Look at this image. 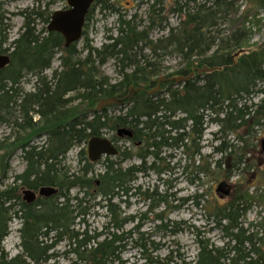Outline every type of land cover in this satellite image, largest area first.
Segmentation results:
<instances>
[{
	"label": "trees",
	"instance_id": "1",
	"mask_svg": "<svg viewBox=\"0 0 264 264\" xmlns=\"http://www.w3.org/2000/svg\"><path fill=\"white\" fill-rule=\"evenodd\" d=\"M35 1L38 6L47 1L48 8L49 1L53 4L61 0ZM150 1L144 28L135 17L126 20L119 14L114 37H107L99 49L92 48L85 39L80 51L77 44L65 48L62 37L48 32L47 28L36 31L32 17L41 14L38 8L33 9L24 14L21 33L8 44L11 53L9 49L2 50L8 43V25L0 4V55L10 58L9 66L0 71V125H8L13 131L0 140V185L10 170L12 155L18 150L24 170L14 177V183L34 192L43 187L57 190L55 196L38 198L31 205L22 201L15 187L0 190V264H45L53 258L47 253L63 239L68 241L65 256L75 257L70 264H125L119 260V254L125 248L124 242H132L133 236L138 237L134 243L142 249L144 264L171 263L170 256L162 263L147 256L146 241L137 229L127 235L119 233L124 224L133 221L131 217L122 218L119 205L128 206V198L140 195L135 187L136 177L148 170L158 175L174 171L159 156L164 150L174 148L192 161L191 185H196L201 177L217 180L215 174L221 172L223 163L205 161L210 158L203 155L200 145L205 127L218 128L219 144L213 153L222 155L229 149L222 140L228 134H235L242 127L253 130L264 125V88L259 87L260 83L264 84V42L256 50L240 53L249 48L250 37L249 31L237 28L228 19L238 14L236 0H176L173 11L180 15L181 21L175 29L162 26L163 19H158L161 21L158 23L151 18L155 7L162 4L158 0ZM253 1L258 9H264V0ZM97 4L113 10L108 0H96L86 21ZM50 17L47 13L43 19L47 26ZM249 17L248 12L240 15L243 22ZM262 26L264 30V22ZM156 28L167 34L150 41V33ZM173 55L180 60L181 67L159 82L164 58ZM56 58L59 71H54L47 80L43 73ZM108 61H114L119 68L120 81L116 84H110L101 71ZM203 69L212 71L197 73ZM190 74L194 75L183 83L170 81ZM26 76L34 78L35 86L32 93L23 95L17 86ZM157 83L160 84L157 92H145L154 89ZM259 95L262 98L258 103L242 102ZM110 98H116L118 104L96 112L97 103ZM74 102H79L80 107L84 105V109L79 112L78 107H71ZM116 106L124 107L117 115L109 116L108 109ZM32 115L37 116L36 122ZM119 129L131 131V139H119L129 147L117 146ZM109 133L112 136L108 140L114 144L117 155L112 159L106 157L102 170L94 174V166L100 161L92 163L88 159V142ZM32 137L40 140L32 144ZM73 148L79 149L78 169L71 172L62 166V161ZM132 156L137 157L139 164L124 168ZM147 159L152 160L148 168ZM157 162L164 167L158 168ZM230 175L227 171L225 178L229 179ZM72 189L77 194L69 198ZM142 195L156 205L167 203L165 195ZM203 197L197 189L190 198L180 201L202 208ZM249 201L247 192H239L229 204L219 205L215 201L208 205L207 213L215 227L233 244L217 248L198 241L199 253L194 264H264V251L252 245L250 237H245L240 221ZM91 203L106 211L108 222L102 232L88 236L87 231L79 233L74 227L76 220L87 214L86 205ZM12 218L20 222L21 253L8 259L1 244L8 235ZM157 220L162 221V216H157ZM181 225L175 224L169 233L173 234L176 228L181 230ZM168 228L164 224L158 227L164 231ZM50 236L54 241L46 245ZM245 244H251L250 248H245ZM150 246L157 250L153 243ZM180 264L190 263L182 260Z\"/></svg>",
	"mask_w": 264,
	"mask_h": 264
},
{
	"label": "rangeland",
	"instance_id": "2",
	"mask_svg": "<svg viewBox=\"0 0 264 264\" xmlns=\"http://www.w3.org/2000/svg\"><path fill=\"white\" fill-rule=\"evenodd\" d=\"M158 1L162 5L155 7L154 15L151 18L158 23L161 22L158 19H163L164 23L162 26L165 25L174 29L178 27L181 17L173 11L176 0ZM49 2L50 5L46 8L47 1L42 2L38 6L35 0H0L2 12L5 13V18L7 19L5 23L8 25L6 31L8 43L2 46L3 51L9 49V53H11L12 50L8 44L17 39L21 33L24 14L29 13L33 9H39L41 16L32 17L34 19L32 26L39 32L46 31L47 25L44 24L43 19L47 16V13L52 15L56 11L66 10V0L56 1L53 4H51V1ZM108 2L113 5V10H106L100 4H97L92 9V13L89 14V18L85 24V35L77 43V50L80 51L82 49L85 39H87L92 48L99 49L107 37L111 35L114 37L116 35L115 28L119 14L124 16L126 20L135 17L137 23L141 21L143 28L146 26L147 23H145V20L149 17L148 9L152 4L150 0H108ZM236 7L239 9L238 14L229 16L228 19L237 28H245L249 31L248 36L250 37L249 48L241 50L240 53L256 50L264 42V30L262 28L264 9H258L253 0H236ZM245 12H248L251 16L247 18V22H243L240 18V15ZM254 14L256 15L255 17ZM166 34V31L162 32L156 28L150 33L149 39L155 42ZM144 53L148 54V51H144ZM162 67L164 69L160 73L159 78L175 72L178 67H181V63L175 55L166 56ZM54 71H59L57 58L51 63L50 69L43 73V76L49 80ZM101 71L108 78L110 84H116L120 81L118 74L119 68L114 61H108L101 68ZM34 82L35 80L32 76H26L19 85V92L21 91L23 94L32 93L35 86ZM259 87L263 89L264 84L260 83ZM261 98L262 96L259 95L250 100L245 99L242 102L250 105L251 103H258ZM70 106L78 107L79 112L84 109V105L80 107L79 102L71 103ZM123 107L116 106V108L108 109L107 114L109 116L117 115L118 111L123 109ZM217 131L218 128L215 125L205 127L200 143L203 155L210 157L209 160L205 161L221 160L223 163L221 172L219 171V173L215 174L217 180H213L211 177H201L196 185H191L189 180L193 172L192 161L185 158V155L180 150H175L174 148L164 150L159 156L160 158H165L166 163L169 162V167L175 168L174 171L158 175L156 172L148 170L138 175L136 177L135 187L139 188L140 195L137 194L133 198H128V206L123 204L119 205V209L123 213L122 218H133L131 223L128 222L123 225L122 231L119 233L123 232L127 235L137 229L138 233L143 235L146 241L145 243L148 249L146 255L151 259L162 263L166 257L170 256L172 262L169 264H180L182 260L194 264L199 253L198 241L217 248H222L226 243L232 245L233 242H231V239L225 237V234L215 227L212 218L207 213V208L208 205L213 204L215 201L219 205L229 204L239 192H247L250 199V203L246 207V213L240 220L244 235L245 237L251 238L252 245L264 251V149H262L264 125L253 130L248 127H242L237 133L228 134L222 140L228 145L229 149L222 155L213 153V148L219 144L216 140L220 137V135H216ZM8 133H10L9 127L0 125V140ZM111 136L112 134L109 133L104 138L109 139ZM119 139L118 147H129L127 142L124 140L120 141ZM39 140L36 139L34 143H37ZM78 151L79 149L77 148L71 149L62 161V166L70 169L71 172L78 169L76 163ZM132 153H136V151L132 149ZM238 158L240 159L239 162ZM104 159L102 158L94 166V174H98L102 170L101 167ZM151 163L152 160L147 159L145 167H150ZM138 164L137 157L132 156L131 160L126 162L123 167L136 166ZM156 166L158 168L164 167L160 162H157ZM185 167L188 168L182 174ZM23 170L24 164L20 159V153L16 152L12 155L10 170L7 173L6 179L0 185V190L15 187L18 193L21 194L24 190L18 184H15L13 180ZM227 171L231 173L229 179L225 178ZM220 183L226 184L229 190L227 196L222 193H216V189ZM197 189L199 194L204 195L201 201L202 208H196L191 202L183 204L180 201L190 198ZM143 193L149 195L156 193L159 196L165 195L167 197V203L156 205V202L147 199L142 195ZM76 194L77 190L72 189L69 192V198H72ZM93 203L87 204L86 207L89 208L87 214L83 218H80V220H76L74 227L76 232L83 233L87 231L88 236H93L104 230V226L108 222L105 216L106 211L98 209ZM113 203L119 204L118 201H114ZM151 207L154 208L150 211ZM160 215L162 216V221L157 220V216ZM19 223L16 218H12L8 224V235L1 244L3 253L7 255L8 259L21 253V240L18 235ZM163 224L169 226L167 231L158 229ZM175 224H182L180 226L181 230L177 231L176 229L179 228H176L173 234H170L169 231L175 227ZM119 233L116 234L118 235ZM137 238V236H133L132 242H124L125 248L119 254V260L121 262L125 264H144L142 249L134 243ZM50 239H47L46 245H51L54 241V238L51 236ZM102 240V238L99 239V242ZM150 243H153L154 247H157V250L152 249ZM250 245L245 244V248L249 249ZM67 251L68 241L67 239H63L62 242L58 243L47 253L48 256L51 255L53 258L45 264H70L75 261L74 256H65V252Z\"/></svg>",
	"mask_w": 264,
	"mask_h": 264
},
{
	"label": "water",
	"instance_id": "3",
	"mask_svg": "<svg viewBox=\"0 0 264 264\" xmlns=\"http://www.w3.org/2000/svg\"><path fill=\"white\" fill-rule=\"evenodd\" d=\"M96 0H66L67 9L65 11H56L51 17L47 26V31L51 33L59 34L63 41L64 47L68 48L71 45L77 44L82 38L83 27L85 25L86 17ZM10 64V58L8 55H0V71L7 68ZM212 69L198 70L197 73L211 72ZM194 74H190L187 77H175L170 79L176 84H180L190 79ZM164 81V78H160L159 82ZM132 88H130L131 90ZM158 90V87L150 91L149 94ZM118 100L116 98L102 99L96 105V112H101L102 109L111 105H117ZM116 136L120 139L131 138L132 133L126 129H119L116 132ZM262 149H264V142L262 143ZM88 159L92 163H97L102 158H112L117 155V150L113 144L106 138H93L87 145ZM216 193H222L225 196L229 194V190L225 183H220L216 189ZM57 194V190L52 187L40 188L38 194L30 190H24L22 192L23 201L27 205L33 204L37 198H51Z\"/></svg>",
	"mask_w": 264,
	"mask_h": 264
},
{
	"label": "flooded vegetation",
	"instance_id": "4",
	"mask_svg": "<svg viewBox=\"0 0 264 264\" xmlns=\"http://www.w3.org/2000/svg\"><path fill=\"white\" fill-rule=\"evenodd\" d=\"M66 9H67V4H66ZM86 18H87V17H86ZM85 24H86V21H85ZM84 26H85V25H84ZM83 31H84V27H83ZM82 37H83V32H82ZM81 39H82V38H81ZM157 87H158V89L160 88V84H159V83H157V85L154 87V89L157 88ZM17 88H19V85L17 86ZM154 89H150L149 92L152 91V90H154ZM143 91H144V90H143ZM32 92H33V91H32ZM145 92H147V93L149 94L148 91H145ZM155 92H157V91H155ZM20 93L23 94L21 91H20ZM28 94H29V93H28ZM23 95H24V94H23ZM32 120H33V122H36V121L38 120L37 116L32 115ZM3 126H6V127H7L8 125L3 124ZM8 127H9V132H10V133H13L11 127H10V126H8ZM10 133L6 134L5 137H6L7 135H9ZM40 135H41V134H40ZM42 135H43V134H42ZM41 139H43V138H41ZM130 139H131V138H130ZM3 140H4V138H3L1 141H3ZM31 140H32L31 143L33 144L34 141H36V138H35V137H32ZM113 145H114V144H113ZM20 147H21V146H19L18 148H20ZM21 148H22V147H21ZM21 148H20V149H21ZM16 152H18V150H17ZM16 152H15V153H16ZM35 193H37V192H35ZM37 199H38V198H37ZM37 199H36V201H37ZM36 201H35V202H36ZM35 202H34V203H35Z\"/></svg>",
	"mask_w": 264,
	"mask_h": 264
},
{
	"label": "bare ground",
	"instance_id": "5",
	"mask_svg": "<svg viewBox=\"0 0 264 264\" xmlns=\"http://www.w3.org/2000/svg\"><path fill=\"white\" fill-rule=\"evenodd\" d=\"M24 190H26V189H24ZM31 191V190H30ZM39 191V190H38ZM38 191H37V193H35L34 191H32V192H34L36 195L38 194ZM21 194H22V192H21ZM22 201H23V195H22ZM24 202V201H23ZM25 203V202H24ZM26 204V203H25Z\"/></svg>",
	"mask_w": 264,
	"mask_h": 264
}]
</instances>
